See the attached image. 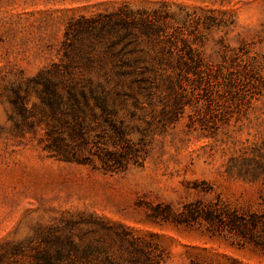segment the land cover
Here are the masks:
<instances>
[{"label":"rangeland","instance_id":"rangeland-1","mask_svg":"<svg viewBox=\"0 0 264 264\" xmlns=\"http://www.w3.org/2000/svg\"><path fill=\"white\" fill-rule=\"evenodd\" d=\"M124 5L174 14L169 33L197 49V75L169 69L172 86L153 99L108 98L114 114L89 101L83 145L31 80L61 62L72 19ZM53 125L68 158L47 135ZM107 230L156 244L161 264H264V0H0V254L59 232L132 264Z\"/></svg>","mask_w":264,"mask_h":264},{"label":"trees","instance_id":"trees-1","mask_svg":"<svg viewBox=\"0 0 264 264\" xmlns=\"http://www.w3.org/2000/svg\"><path fill=\"white\" fill-rule=\"evenodd\" d=\"M174 18L168 9L133 10L124 5L116 11L72 19L64 34L61 62L53 63L31 80L39 87L36 92L50 117L61 128L67 127L70 137L86 145L89 101L100 107L103 116L114 114L115 110L108 107V98L120 100L140 94L153 99L162 84L172 86L175 79L167 75L169 69L179 80L185 75H197V49L177 30L169 33L168 20ZM14 95L10 102L15 114L26 121L32 111L28 110L25 97L17 92ZM179 101L175 102L173 114L180 108ZM113 128L123 135L120 127ZM47 135L68 158L64 130L53 125ZM113 161L121 167L126 158L114 155ZM58 233L50 232L37 246H17L0 254V263L29 256L30 264H121L112 247L77 243L72 235ZM107 233L117 237L119 249L132 264H161L156 244L146 246L137 239H129V232Z\"/></svg>","mask_w":264,"mask_h":264}]
</instances>
